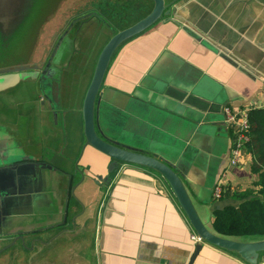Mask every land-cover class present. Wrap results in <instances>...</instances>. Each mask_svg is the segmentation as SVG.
Masks as SVG:
<instances>
[{
    "label": "crops",
    "instance_id": "crops-1",
    "mask_svg": "<svg viewBox=\"0 0 264 264\" xmlns=\"http://www.w3.org/2000/svg\"><path fill=\"white\" fill-rule=\"evenodd\" d=\"M169 1L171 14L114 52L94 125L100 137L173 165L214 230L213 210L238 204L255 179L246 149L229 165L223 107L264 103V0ZM68 102L29 120L27 100L18 129L10 116L0 121L1 157L34 160L21 168V194L0 209V264H188L194 230L167 181L131 163L109 173L113 160L85 144L82 102ZM218 183L225 192L216 199ZM192 264L248 263L202 242Z\"/></svg>",
    "mask_w": 264,
    "mask_h": 264
},
{
    "label": "water",
    "instance_id": "water-1",
    "mask_svg": "<svg viewBox=\"0 0 264 264\" xmlns=\"http://www.w3.org/2000/svg\"><path fill=\"white\" fill-rule=\"evenodd\" d=\"M19 2L20 0H0V32L8 30L7 32L11 34L12 37H18V33L21 34V30H23V27L18 23V20H20V12L18 9ZM153 2L154 5L148 14L132 25L115 32L105 43L98 55L91 80L82 101L85 144L93 147L113 160L108 166L109 173L115 169L116 162L141 165L158 172L169 184L189 224L203 242L227 251L235 252L248 264H264V239L245 241L222 236L214 230L209 229L203 223L183 180L175 171L173 165L154 155H149L129 147L119 146L100 137L95 129V103L105 72L114 52L123 42L149 28L163 15L171 14V10L166 9L164 0H153ZM36 74V71L30 70H25L20 73L16 71L2 72L0 73V91L14 86L20 79L34 77ZM4 133L8 134L12 141L14 135L7 132ZM28 162H34L31 156L2 158L0 155V209L3 203L9 200L8 196L21 194L19 189V179L22 174L21 168L24 165L30 166ZM37 164L43 165L42 162H37ZM105 180H107V178ZM200 249L201 243L197 242L188 264L193 263ZM261 254H263V256Z\"/></svg>",
    "mask_w": 264,
    "mask_h": 264
},
{
    "label": "flooded vegetation",
    "instance_id": "flooded-vegetation-1",
    "mask_svg": "<svg viewBox=\"0 0 264 264\" xmlns=\"http://www.w3.org/2000/svg\"><path fill=\"white\" fill-rule=\"evenodd\" d=\"M152 3L154 5L153 0ZM164 5L166 9L170 8L169 1L164 0ZM18 9L20 12V20H18V23L23 27L22 32L20 31L21 34L18 33V37H12L7 32L8 30L0 32V58L10 63L8 68L0 71V73L13 71L20 73L25 70H30L36 71L37 74L34 77L20 79L14 86L0 91L3 96V99H0V113L2 117H4L5 113H7V116H10V110L14 112L16 109L21 108L20 106L24 102L19 99L21 90L17 89V94L11 90L19 87L26 81L35 83V88L38 90L40 96L37 101L39 109L40 107L46 106L50 110V107L53 105L52 102L55 101V94H58V96L61 95V93L59 94V89L62 85L60 78L56 77L57 72L68 70L66 66L72 52L64 51V49L66 48L65 43L70 37L69 34L73 32L74 26L83 24L88 18H97L101 23H104L105 19L99 13L100 10L98 8L75 3V0H20ZM64 10L68 12L74 11V13H68L66 15L68 18L65 19L64 24L63 22L60 23L59 27L62 28L56 30V33L55 29H51L52 35H46L50 30L49 28H52L55 24L56 18L60 15L59 12ZM42 28L46 29L44 32L46 39L43 43L45 44L44 52L41 47L37 46L38 43H41L38 36ZM23 38H29L30 41L27 40L26 45L20 46L19 42ZM17 44L18 49L16 48ZM36 50H40L37 55L35 54L37 53ZM18 52L19 57L13 56ZM17 58L19 60H15ZM63 59H65V62L61 63L59 68L54 66L59 60L63 61ZM61 100L60 98L58 99V101ZM11 103L14 104L12 109L10 108L12 106ZM18 113L20 114V112ZM38 116L42 117L41 113H37L35 117ZM20 119H23L22 115H20ZM4 129L7 130V128ZM15 129H18L16 125Z\"/></svg>",
    "mask_w": 264,
    "mask_h": 264
},
{
    "label": "rangeland",
    "instance_id": "rangeland-1",
    "mask_svg": "<svg viewBox=\"0 0 264 264\" xmlns=\"http://www.w3.org/2000/svg\"><path fill=\"white\" fill-rule=\"evenodd\" d=\"M75 3L86 4L87 6L96 9L98 8V10H100L99 13L103 15L105 19L104 23H101L97 18L92 17L88 18L83 24L74 26L73 32L69 34L70 37L65 43L66 48L64 51H69L73 54L71 53L66 66L68 70L57 72L56 77L60 78L62 87L59 89V94L61 93V95L58 96V94H55V100H58L59 98L62 100H70L68 102L70 104H74L75 101L79 104L83 101L98 55L108 39L118 30L124 29L141 19L148 14L153 7L152 0H75ZM68 13L73 14L74 11L68 12L64 10L59 12L60 15L56 18V21L54 22L55 24L52 28H49L50 30L46 35H52L51 29H55V33L56 30L61 29L62 27H59L60 23L63 22L64 24L65 19L68 18V16H66ZM63 24L62 26H64ZM45 30V28H42L38 36L41 43H36L42 50L45 47V44H43L46 39L44 37ZM27 40H29V38L21 39L19 45H26ZM16 48L18 49V44ZM36 52L37 53L35 54L37 55L40 50H36ZM13 56L19 57V52L15 53ZM15 60L19 59L17 58ZM6 61L7 60L0 58V71L8 68L10 63L9 61ZM63 62H65V59H63V61L59 60L54 66L59 68ZM17 89L21 90V95L19 97L21 101L30 100L31 102V104H29L30 109H28V112L30 113L31 110L29 120H32L39 110V104L37 101L38 98H40L39 92L35 88V83L26 81L11 91L16 92L15 94H17ZM0 99H3L1 93ZM11 104L12 106L10 108L12 109L14 104ZM22 106L23 103L20 106L21 108L16 109L14 112L10 110L11 115L9 119L13 125H16V128L18 127L17 123L21 120L18 112H23ZM2 118L3 120H8L7 113L4 114V117H2V114L0 113V119L2 120ZM38 119L39 117L36 118V120ZM11 134L14 135L13 132H11ZM90 244L91 237L88 234L86 240L83 242L84 249L81 251V253L84 252L85 256H88ZM68 261L74 260L68 259ZM85 263L86 260H84V264Z\"/></svg>",
    "mask_w": 264,
    "mask_h": 264
},
{
    "label": "trees",
    "instance_id": "trees-1",
    "mask_svg": "<svg viewBox=\"0 0 264 264\" xmlns=\"http://www.w3.org/2000/svg\"><path fill=\"white\" fill-rule=\"evenodd\" d=\"M248 122L249 141L246 142V149L253 159V188L241 194L238 204L213 210L212 226L222 236L264 239V108L250 109Z\"/></svg>",
    "mask_w": 264,
    "mask_h": 264
},
{
    "label": "built area",
    "instance_id": "built-area-1",
    "mask_svg": "<svg viewBox=\"0 0 264 264\" xmlns=\"http://www.w3.org/2000/svg\"><path fill=\"white\" fill-rule=\"evenodd\" d=\"M260 108H264V103L260 106ZM223 113L226 123L233 129V138L232 144L229 150V165L234 166L239 164V159L246 149V142L249 141V122H248V111L231 109L230 106L223 107ZM247 150V149H246ZM225 192V188L222 184L218 183L215 185L213 190V197L218 199L223 196ZM191 239L196 244L197 242L202 243L203 241L197 236L194 232L191 235Z\"/></svg>",
    "mask_w": 264,
    "mask_h": 264
}]
</instances>
